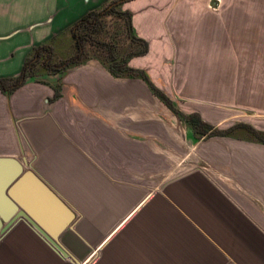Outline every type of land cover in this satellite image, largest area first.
Masks as SVG:
<instances>
[{
  "label": "crops",
  "instance_id": "crops-1",
  "mask_svg": "<svg viewBox=\"0 0 264 264\" xmlns=\"http://www.w3.org/2000/svg\"><path fill=\"white\" fill-rule=\"evenodd\" d=\"M109 1L0 0V79L19 76L38 46L52 41L60 50L71 27ZM146 1L122 3L150 45L129 65L160 87L153 65L170 58L181 27L176 10L165 7L172 0ZM125 84L117 87L92 60L63 75L29 78L11 95L0 90V156L19 159L75 212L62 235L69 252L80 264H264V144L230 139L210 172H187L152 192L116 180L110 161L130 153L128 121L116 108ZM0 264L78 263L19 222L0 242Z\"/></svg>",
  "mask_w": 264,
  "mask_h": 264
},
{
  "label": "rangeland",
  "instance_id": "rangeland-1",
  "mask_svg": "<svg viewBox=\"0 0 264 264\" xmlns=\"http://www.w3.org/2000/svg\"><path fill=\"white\" fill-rule=\"evenodd\" d=\"M165 3H168L165 7L176 10L175 23L181 28L178 37L173 33L176 40L170 58L152 68L161 88L145 70L154 86L185 115L199 113L204 121L221 130L243 123L264 133V0ZM135 6L138 8L139 4ZM67 38L62 39L60 50L56 51L62 59L76 51L70 30ZM89 55L86 62L65 72L92 60L109 72L99 58L92 57L90 52ZM114 78L117 87L126 83L131 88L130 98L127 88L122 97H116L117 112L122 106L119 114L128 121L127 128H123L130 148L125 160L110 161L111 167L115 164L116 180L145 183L152 192L187 172L209 171L210 166L218 163L219 148L229 147L230 139L258 143L245 138L243 132L236 137L199 138L144 79ZM53 88L60 95L61 77ZM58 98L54 96L53 101ZM99 151L105 152L103 147ZM62 239L61 236L60 242L66 247Z\"/></svg>",
  "mask_w": 264,
  "mask_h": 264
},
{
  "label": "trees",
  "instance_id": "trees-1",
  "mask_svg": "<svg viewBox=\"0 0 264 264\" xmlns=\"http://www.w3.org/2000/svg\"><path fill=\"white\" fill-rule=\"evenodd\" d=\"M89 12L79 19L70 29L75 40V54L62 59L55 52L52 41L34 48L25 62L19 76L0 79V90L6 95L13 94L27 79L39 78L48 74H62L68 68L86 62L92 57L99 58L109 72L117 78L138 77L144 79L153 92L167 104L199 138L236 137L238 132L246 133L245 138L264 144V133L249 124H237L227 130H221L204 121L199 113L185 115L174 108L171 100L151 82L145 70L129 65L134 58L149 53V42L135 31L133 12L122 9V3ZM113 28V29H112ZM58 89L55 98H58ZM239 136V135H238Z\"/></svg>",
  "mask_w": 264,
  "mask_h": 264
},
{
  "label": "water",
  "instance_id": "water-1",
  "mask_svg": "<svg viewBox=\"0 0 264 264\" xmlns=\"http://www.w3.org/2000/svg\"><path fill=\"white\" fill-rule=\"evenodd\" d=\"M124 3L117 1L111 5ZM75 212L35 172L17 158L0 156V242L19 222L26 223L63 258V233L73 228Z\"/></svg>",
  "mask_w": 264,
  "mask_h": 264
},
{
  "label": "bare ground",
  "instance_id": "bare-ground-1",
  "mask_svg": "<svg viewBox=\"0 0 264 264\" xmlns=\"http://www.w3.org/2000/svg\"><path fill=\"white\" fill-rule=\"evenodd\" d=\"M59 246L61 247V249L66 252V254L68 255V259H70V257L73 259V261L77 262L78 264H80L77 259L69 252V250L62 244L60 243Z\"/></svg>",
  "mask_w": 264,
  "mask_h": 264
}]
</instances>
